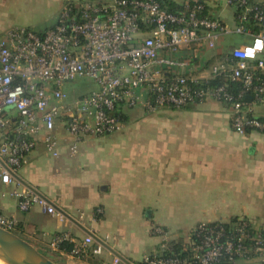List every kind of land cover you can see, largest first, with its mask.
<instances>
[{
    "label": "built area",
    "instance_id": "2783aa9c",
    "mask_svg": "<svg viewBox=\"0 0 264 264\" xmlns=\"http://www.w3.org/2000/svg\"><path fill=\"white\" fill-rule=\"evenodd\" d=\"M222 4L231 9L232 25L212 13L208 0H182L178 11L160 0H78L65 3L43 32L16 26L2 34L0 196H13L21 212L37 205L57 214L15 178L18 170L39 143L54 158L61 144L73 156L83 140L122 130L132 108L155 113L214 99L226 105L233 132L264 133V4ZM255 25L261 27L256 32ZM230 34L248 41L227 47ZM82 77L97 87L69 90ZM0 227L14 232L16 219L0 210ZM151 231L162 241L143 264L264 263V227L249 217L198 222L183 243L167 242V231L157 224ZM59 240L56 236L51 245ZM89 245L94 254L104 248L87 235L73 254Z\"/></svg>",
    "mask_w": 264,
    "mask_h": 264
},
{
    "label": "crops",
    "instance_id": "0c3cea01",
    "mask_svg": "<svg viewBox=\"0 0 264 264\" xmlns=\"http://www.w3.org/2000/svg\"><path fill=\"white\" fill-rule=\"evenodd\" d=\"M75 1L0 0V35L16 26L43 32L65 3ZM208 2L213 14L233 24L222 0ZM247 41L242 37L226 45ZM18 175L81 225L57 209L50 215L33 205L21 212L13 196H0L1 212L16 219L15 232L38 249L51 250L58 264H125L114 263L117 256L105 247L94 254L89 245L73 254L90 233L130 262L143 264L162 241L152 224L167 231L169 243L186 242L198 222L244 216L264 227V133L233 132L226 105L214 99L155 113L129 109L122 130L83 140L73 156L61 144L54 158L39 143ZM56 236L58 243L73 245L71 253L51 245Z\"/></svg>",
    "mask_w": 264,
    "mask_h": 264
},
{
    "label": "water",
    "instance_id": "95a60500",
    "mask_svg": "<svg viewBox=\"0 0 264 264\" xmlns=\"http://www.w3.org/2000/svg\"><path fill=\"white\" fill-rule=\"evenodd\" d=\"M246 98L250 99V96H247ZM15 178L18 181H20L23 185H25L28 189H30L34 193L38 194L39 196L47 200V202L52 203L38 189L23 181L19 177V175H15ZM56 209L59 210L62 214H64L73 223H75L79 227L81 226L76 221V219L65 213L62 209H60L57 206ZM90 234L96 241L100 242L103 247H105L111 253L116 255L125 264H134L130 262L128 259L122 257L117 251L111 248L102 239L95 236L93 233ZM0 260L3 261L5 264H58L56 261L51 259L46 254H44L40 249L35 247L32 243L22 238L20 235L16 234L15 232L3 229L1 227H0Z\"/></svg>",
    "mask_w": 264,
    "mask_h": 264
},
{
    "label": "rangeland",
    "instance_id": "374dc122",
    "mask_svg": "<svg viewBox=\"0 0 264 264\" xmlns=\"http://www.w3.org/2000/svg\"><path fill=\"white\" fill-rule=\"evenodd\" d=\"M0 37H1V35H0ZM241 38H242L241 35L230 34L229 36H227L224 39V44H228V45L234 44L235 42H237V40H239ZM96 87H97V85L95 84V82L89 77H82V78L75 79L73 82H71V84L68 85L69 90L73 89L74 91L80 92V93L84 92V91L92 90ZM15 233L18 234L17 232H15ZM41 251L44 254H46L47 256H49L51 259H53L54 261H56V262L59 261L57 255H55L51 250L42 249Z\"/></svg>",
    "mask_w": 264,
    "mask_h": 264
},
{
    "label": "trees",
    "instance_id": "16d2710c",
    "mask_svg": "<svg viewBox=\"0 0 264 264\" xmlns=\"http://www.w3.org/2000/svg\"><path fill=\"white\" fill-rule=\"evenodd\" d=\"M162 5L170 11H178L180 8L179 4L174 3L172 0H160ZM205 13H207V10L202 12L201 14L204 15ZM259 28H261L260 26H254L253 30L256 32L259 30ZM210 83H213V80L210 81ZM188 108V106H186ZM234 219V218H233ZM232 220V219H231ZM73 245L67 241H61L60 243H58V248L64 250L65 252H72V247Z\"/></svg>",
    "mask_w": 264,
    "mask_h": 264
},
{
    "label": "bare ground",
    "instance_id": "6f19581e",
    "mask_svg": "<svg viewBox=\"0 0 264 264\" xmlns=\"http://www.w3.org/2000/svg\"><path fill=\"white\" fill-rule=\"evenodd\" d=\"M0 264H5L3 261L0 260Z\"/></svg>",
    "mask_w": 264,
    "mask_h": 264
}]
</instances>
